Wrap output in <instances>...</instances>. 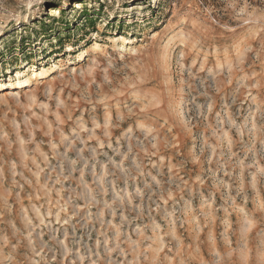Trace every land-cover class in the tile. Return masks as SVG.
<instances>
[{"label":"rangeland","instance_id":"1","mask_svg":"<svg viewBox=\"0 0 264 264\" xmlns=\"http://www.w3.org/2000/svg\"><path fill=\"white\" fill-rule=\"evenodd\" d=\"M0 88V264H264V0H0Z\"/></svg>","mask_w":264,"mask_h":264},{"label":"bare ground","instance_id":"2","mask_svg":"<svg viewBox=\"0 0 264 264\" xmlns=\"http://www.w3.org/2000/svg\"><path fill=\"white\" fill-rule=\"evenodd\" d=\"M122 39L125 40L124 37H122ZM98 48H100V45H99V44H95V45L93 46V49H95V50L98 49ZM123 48H124V47H123ZM131 49H132V48H131ZM80 56H82V54H81ZM83 58H84V57H83ZM43 74H44V71H43V70H41V71H33L32 74H31V77L38 78V77L43 76ZM31 77H29V78H24L23 80L20 79V78H18V80H17V82H16V86L18 87V86H21V85H27V84L31 81ZM0 90H2V89L0 88Z\"/></svg>","mask_w":264,"mask_h":264}]
</instances>
